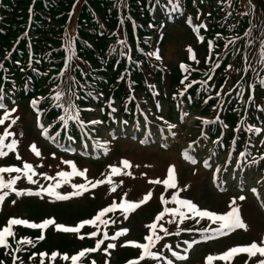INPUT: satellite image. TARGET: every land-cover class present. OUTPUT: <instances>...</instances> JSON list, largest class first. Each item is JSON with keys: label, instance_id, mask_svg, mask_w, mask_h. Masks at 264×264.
<instances>
[{"label": "snow or ice", "instance_id": "obj_1", "mask_svg": "<svg viewBox=\"0 0 264 264\" xmlns=\"http://www.w3.org/2000/svg\"><path fill=\"white\" fill-rule=\"evenodd\" d=\"M219 35V34H217ZM199 39L203 40V37H199ZM209 44L211 45V42H209ZM227 47V45L225 46ZM156 58L160 59L159 55L156 54ZM262 62H264V54H262ZM67 66V65H66ZM0 67H2V65H0ZM229 67H231V65H229ZM209 79H211V77H209ZM181 83H183V81H181ZM261 86L264 87V80H262L260 82ZM190 86V85H189ZM183 93H181L182 95ZM75 95V94H73ZM63 96L64 93L57 91L55 93V95L52 97L53 101H54V107L55 108H63L64 112H65V116H61L59 119L61 121H63L62 127H67L68 125V120H74L76 122H78L79 127L84 129L87 128L88 125H97L102 123V121L99 120H91L88 121L87 124L82 121L80 119L79 116V112L80 109L77 107V105L75 104V101L73 99H69L67 101V105L65 106V103L63 102ZM251 98V97H250ZM0 99H2V97H0ZM76 99H79V97H76ZM37 102L35 100L32 101V104L35 105ZM0 108H5V106L0 103ZM16 109L13 108L11 110V112H15ZM113 112H115V109H112ZM10 115V112L8 110H5V114L3 118H0V124H3L5 119H7ZM37 121H39V116L37 117ZM12 124L16 123V120L13 119ZM124 123H127V121H124ZM207 123V122H206ZM169 127H174L173 125H169ZM42 128V132L41 134L44 136H48V129L44 128L43 125H41ZM95 130V129H93ZM7 131V130H6ZM247 131L249 132H254L256 134H260L262 131L261 128H253L252 126H249L247 128ZM7 135H12V133H7ZM57 135H59V133H57ZM85 135H87V133H85ZM69 139L71 140L72 137L69 136ZM5 140V136H0V157L6 156L8 155L7 152L3 151V149L6 147L7 149H9L10 151H14L16 149V145H17V140L13 139L11 141V143L5 144L4 143ZM261 143L264 144V139L261 140ZM189 147H191V145H189ZM31 151L33 153H35L36 156H40L41 153L39 151H37L36 146L32 145L31 146ZM54 155V154H53ZM245 153L241 152L240 156H244ZM185 156L188 160H190L191 163L195 164L196 160L194 158H192L191 156H188L187 153H185ZM17 159H21V157L17 154ZM261 159H264V156L261 157ZM63 163L71 165V172H67V171H60L57 173L58 176H60L62 178V180L60 182H57L54 186H49L48 188H44L42 185L40 186V188L38 190H36L35 192H31L28 191L27 193L23 192V191H17L14 188V185L16 184V181L18 179H20V176L18 175L16 178L9 180L8 182H4L3 179H0V190L3 189H8L10 191H13L16 193L17 196H21L24 194L27 195H35V196H41L42 192H47L50 196H55V198L57 200H68L71 197L74 196H81L83 195L85 192H87L88 186L84 183H80V184H72V188L75 189V191H72L68 194H60L58 192L55 191L56 188H59L61 186V183H67L68 179L72 176H85V171H78L77 166L75 163H73L72 161H63ZM253 163H256V161H253ZM122 165L123 168L127 169L128 167H130V162L128 160H123L122 161ZM111 169V173L110 175H117L121 173V168L119 167H115V166H109ZM217 172H219V169H216ZM22 173L24 177H26L27 181L31 184H35L37 183V181L33 180V176L37 175V173L35 172V170L33 169L32 164L24 162L21 167H14V166H10V167H0V173ZM130 175V173H125ZM41 176H44L45 179H54V177H48L46 174L44 173H40ZM215 179V177H214ZM105 181L103 180H97L95 183H92L91 181H88V184L91 185L92 188H95L98 184H102ZM109 184H111V179L109 177L108 181ZM150 183H163V185H165L166 188L169 189H178V185L175 179V166H170L167 169V178L164 179L163 181H159V180H153L150 181ZM185 189H179L176 192H173L171 195V201L164 199L163 195L159 198L160 202L164 205H168L170 202L177 205L178 207H167L165 206L154 218L153 222L145 225V227L149 230V235L145 236V240L148 241V243H137L135 241H126L123 246H127V245H132L133 247L142 249L143 251L141 252V255L138 259H134V260H129L127 262V264H140L141 260H144L145 257H149L153 260H157V261H163V264H174V260L172 258H175V261H184L187 259L186 255H181L179 252L173 250L172 246L165 243L162 245V248H166L169 250V252L171 253V257L172 258H168L163 254L162 250H158L153 252L151 249L155 246V242L156 241H161L164 239L165 236H169V235H179V230L175 231V232H170L168 228L164 227L163 225H159L160 231L163 233V236L158 235L157 234V227H158V222L167 214L171 217V219L168 221L169 224H173L176 221V218L178 217L180 221H183L186 216L190 213L193 215V217H199V218H207V220L212 221L213 223L217 224V227L214 229H211V233L213 236L216 235H227L230 232H233L236 229H246V225L245 223L241 220V217L239 215V210L236 207L237 204V199L240 201H243L245 199L244 196H239L238 198H232L230 203H229V211L223 213V214H218L212 210H207V209H201L199 208L195 203H193L191 200L189 199H181L178 198L179 196V191H184ZM112 192L116 191V187L112 186L111 188ZM253 192H256V189H252ZM8 192L6 191H0V203H3V201L5 200V197L8 196ZM127 195V193H125V196ZM152 196V193L149 192L146 195H144L143 199H141L139 202H128L127 200H124L123 198L120 199V202L117 203V201H113L109 206L102 208L96 215L94 218L92 219H86L80 222L79 225L75 226V227H68V226H64L61 224H56L54 219H44L41 223H35V222H30L26 219H19V218H10L7 221V226L4 227L2 230H0V247H3L4 249H10L11 245L8 242V238L12 237L15 238V234L12 231V226L13 225H17V226H26L27 228L30 229H41L44 230L46 228H48L50 225L54 226V228L58 231H62L64 233H76L79 234L80 233V229L84 226V225H96L97 222H99L100 224H104L107 225L109 223L108 220H104L102 219V217H104L106 214L108 213H113L117 210H119L123 215L124 218L127 219V214L137 208H139L142 204H144L145 202H147L150 197ZM13 204H15V201H12ZM186 210V211H184ZM197 223L199 221H196ZM112 223H115V221H112ZM128 232V229L126 228H121L119 231H116L114 235L109 236L108 232L105 231L103 233V238H97L98 237V232L97 231H92L91 233H89V237L90 238H96L95 239V246L91 247V248H85L81 251H79L78 253H76L75 255H72L70 257L72 264H80L81 262V258H84L87 256V254L89 253H94L97 252L98 250L101 249V246L105 244V241H117V239L119 237H123L126 233ZM45 238V236L43 235V233L37 237V240H43ZM79 239L83 240L84 236L83 235H79L78 237ZM34 242L30 239L24 238L22 240L17 241V244H23V245H32ZM197 243L196 240H193L191 242V244L188 243V241H185V244H188V247L190 248L192 246V244ZM117 247L116 243L113 242H108L106 244V246L103 248L104 253L108 254L110 249H114ZM176 247H179V245H176ZM26 250L25 248L22 247H17L14 250L15 252H21ZM13 253V264H17V261L20 260V257L15 255ZM240 253H247L249 259H251L252 257H255L257 255V253H259L260 257H264V239H261L259 242L257 241H253L248 245L245 246H235V247H231L230 249H228L226 252H224L222 255H220L219 257H213V256H209L207 258V260L209 262H211L213 259H221V260H229L230 258H232L233 256H235L236 254H240ZM36 254L33 253L32 256H35ZM42 258L45 257L47 255V253H40L39 254ZM32 256L29 257V259L32 258ZM58 256L57 252H52L51 253V258L54 260L56 257ZM64 260H68L69 256L67 254H65L62 257ZM0 264H3V261H0ZM20 264H23V262L21 261ZM41 264H43V259L41 260ZM91 264H96L95 260L91 261ZM245 264H247V261L245 262ZM257 264H264V259H259Z\"/></svg>", "mask_w": 264, "mask_h": 264}, {"label": "rangeland", "instance_id": "obj_2", "mask_svg": "<svg viewBox=\"0 0 264 264\" xmlns=\"http://www.w3.org/2000/svg\"><path fill=\"white\" fill-rule=\"evenodd\" d=\"M170 5H165V8H169ZM156 17L161 20L159 12L156 13ZM167 37L165 39L167 40V43L163 42L164 45L160 44V39L162 35L165 32H160V34H157L154 39V56L156 57V54L159 55L160 59H162L161 55L163 53L164 59H166V63L170 64L169 68L175 64H177L179 61H181V58L184 56V50L187 46L185 42L184 32L187 31V29L183 26H175L173 28H167L166 29ZM192 40V39H191ZM165 41V40H164ZM183 50V51H182ZM159 59V60H160ZM168 76V71H166ZM169 79H167V82ZM164 103H166L164 101ZM23 109V108H21ZM24 113V112H21ZM29 117H31L29 111L26 109V113ZM195 119V117H191V121ZM31 124L34 125V119L32 117ZM35 132V131H34ZM180 141V139H179ZM178 141V142H179ZM124 143L120 145L116 151L115 154L117 156V163L119 164L117 167L121 168V176L116 180L114 183V186L116 187V191L112 192L111 188L109 186L104 187V192L107 194H111L110 196L113 198L132 201V202H139L141 199H143L144 195L151 192L152 196L150 199L142 204L138 210L144 211L145 209H148L152 207V212L156 211L160 208V205L162 204L160 202V197L163 195L164 199L169 198L168 193L171 191H178L179 189H185L184 191H179L182 195H185L189 198H191L194 202L197 203V200L193 195L189 193V190L192 192H196V188H202L201 185V179L203 178V173L200 171V168H192L188 164L184 163L181 158L178 156V151L176 148H163L159 145L153 143L149 144L147 146H137L134 144H131L132 142L124 141ZM128 160L130 162V167L127 169L123 168L122 161ZM175 166V179L178 185V189H169L166 188L163 183H150V181L153 180H159L163 181L167 178V169L170 166ZM97 172V170H96ZM130 173V175L125 174ZM190 173H196L198 175L197 179H192ZM106 176V175H105ZM102 177L101 180L104 179ZM111 179V177H110ZM88 186V185H87ZM204 190L208 200L212 203H226L229 204L231 199L234 198L230 195H217L214 194L210 189H202ZM96 191H93L92 194H85L83 195L80 200L76 203H79L77 205H74L75 211L78 210V213H85V209L88 208V206L92 205L90 203L92 195L95 194ZM125 193L127 195L125 196ZM104 196L103 192H100L98 194L99 198H102ZM84 202L83 204H80L81 202ZM47 205H53L54 202L47 201ZM201 207L208 206V205H199ZM71 208V207H67ZM217 211L221 212V210ZM25 216H29V213L27 211L21 212ZM139 216V215H138ZM138 216L134 215L133 217H130L128 220V226L131 228L132 233L128 235L127 233L124 235L126 239H131L136 237L139 233L142 232L143 228L140 229V226L138 227L139 218ZM33 218V217H32ZM34 218H38L37 216H34ZM61 219V218H60ZM59 221V219H58ZM67 223H73L68 221ZM139 225H141V222H139ZM246 225V229H241L240 231L234 232V236L238 237L239 240L242 242H250V241H257L259 242L261 239H264V227L260 225ZM200 251V248L196 249L194 252L195 254ZM193 253V254H194ZM192 255V253H191ZM189 258H187L184 261H180L176 264H186V261Z\"/></svg>", "mask_w": 264, "mask_h": 264}, {"label": "trees", "instance_id": "obj_3", "mask_svg": "<svg viewBox=\"0 0 264 264\" xmlns=\"http://www.w3.org/2000/svg\"><path fill=\"white\" fill-rule=\"evenodd\" d=\"M31 2L34 3L33 7L30 5ZM117 3L118 0H2V6H7L2 12L3 24L8 31L6 34H0V52L9 48L12 41L18 37V33L26 29L30 20L33 22L34 36L38 35L32 44L35 50L42 53L38 59L43 62L48 50L60 46L66 26L70 29L76 28L82 38L97 40L98 45H105V48L107 44L114 45L118 41L117 35L120 31L119 21L114 18L116 11L113 10ZM142 4L144 0H123L121 8L127 21L132 19L142 23L147 20L148 15L144 16L142 15L144 11L138 10L137 5ZM261 6L264 10V3L259 6L260 9ZM70 16H75L74 20ZM137 17L143 18L138 20ZM97 29L102 31L104 36L96 32ZM130 37L132 40L136 38L132 34ZM22 46L27 54L28 48L24 43ZM87 56L94 60L92 54ZM47 84L50 86V80ZM0 254V261H3V264H10L9 258L3 256L1 250Z\"/></svg>", "mask_w": 264, "mask_h": 264}]
</instances>
